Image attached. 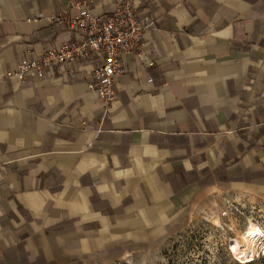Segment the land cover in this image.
Masks as SVG:
<instances>
[{
    "label": "crops",
    "instance_id": "1",
    "mask_svg": "<svg viewBox=\"0 0 264 264\" xmlns=\"http://www.w3.org/2000/svg\"><path fill=\"white\" fill-rule=\"evenodd\" d=\"M113 2L0 0V264H118L211 193L264 196V0H137L149 54L122 57L106 109L90 61L8 76L69 39L48 17Z\"/></svg>",
    "mask_w": 264,
    "mask_h": 264
},
{
    "label": "built area",
    "instance_id": "2",
    "mask_svg": "<svg viewBox=\"0 0 264 264\" xmlns=\"http://www.w3.org/2000/svg\"><path fill=\"white\" fill-rule=\"evenodd\" d=\"M105 7L99 15L88 6L79 5L78 13L74 15L65 8L61 13L48 17L51 22L63 24L69 39L33 50L30 58L23 54L18 67L9 71L8 76L16 75L23 84H27L34 78L51 77L54 69L68 67L66 72L74 79L73 64L90 61L94 68L86 78L88 91L96 92L103 108H108L115 98L114 77L123 71L126 64L122 57L149 54L143 45V35L153 28L154 21L149 14L140 13L137 0H114ZM0 187L6 188L4 180H0Z\"/></svg>",
    "mask_w": 264,
    "mask_h": 264
},
{
    "label": "rangeland",
    "instance_id": "3",
    "mask_svg": "<svg viewBox=\"0 0 264 264\" xmlns=\"http://www.w3.org/2000/svg\"><path fill=\"white\" fill-rule=\"evenodd\" d=\"M201 204L189 229L163 239L154 249L132 253L118 264H240L227 250L228 240L250 219L264 228V196L211 193ZM214 216L220 226L212 222ZM246 264H264V253Z\"/></svg>",
    "mask_w": 264,
    "mask_h": 264
},
{
    "label": "bare ground",
    "instance_id": "4",
    "mask_svg": "<svg viewBox=\"0 0 264 264\" xmlns=\"http://www.w3.org/2000/svg\"><path fill=\"white\" fill-rule=\"evenodd\" d=\"M216 226L221 222L216 216L212 218ZM227 250L240 264L250 263L264 253V228L253 220H248L241 231H237L228 240Z\"/></svg>",
    "mask_w": 264,
    "mask_h": 264
}]
</instances>
